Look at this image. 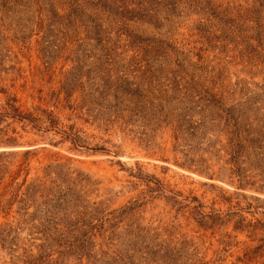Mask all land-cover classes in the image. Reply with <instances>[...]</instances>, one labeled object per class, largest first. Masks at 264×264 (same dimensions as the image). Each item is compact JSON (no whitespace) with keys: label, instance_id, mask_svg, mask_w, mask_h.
<instances>
[{"label":"rangeland","instance_id":"374dc122","mask_svg":"<svg viewBox=\"0 0 264 264\" xmlns=\"http://www.w3.org/2000/svg\"><path fill=\"white\" fill-rule=\"evenodd\" d=\"M0 264H264V0H0Z\"/></svg>","mask_w":264,"mask_h":264},{"label":"trees","instance_id":"16d2710c","mask_svg":"<svg viewBox=\"0 0 264 264\" xmlns=\"http://www.w3.org/2000/svg\"><path fill=\"white\" fill-rule=\"evenodd\" d=\"M17 102L16 98H12L8 101L7 106L4 107L3 111L0 110V126L8 119H13L16 121H28L33 124L38 125L41 123L39 118L33 117V114H23L20 108H17L14 103Z\"/></svg>","mask_w":264,"mask_h":264}]
</instances>
